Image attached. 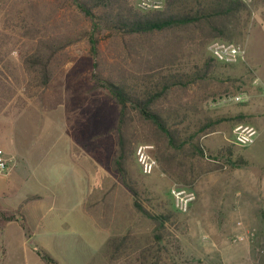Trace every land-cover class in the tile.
I'll use <instances>...</instances> for the list:
<instances>
[{
	"label": "rangeland",
	"instance_id": "374dc122",
	"mask_svg": "<svg viewBox=\"0 0 264 264\" xmlns=\"http://www.w3.org/2000/svg\"><path fill=\"white\" fill-rule=\"evenodd\" d=\"M156 1L161 5L162 0ZM247 5L249 27L239 43L246 59L221 68L220 73L224 86L230 92H245L248 102L211 109L204 106L193 120L221 119L215 129L226 134H220L228 140L226 147L233 145L231 127L235 124L228 117L240 109L250 110L252 122H245L256 129L255 142L242 148L231 146L232 161L242 152L264 163V130L253 124L255 117L264 120V0H251ZM17 37L5 26L0 9L3 63L10 71L6 81L15 89V95L0 104V148L12 154L17 164L11 173L9 167L0 173V213L18 219L4 223L0 218V264H45L37 251L46 253L55 264H104L105 241L124 235L134 246L150 247L158 264H264V244L252 243V233L216 223L221 210L208 199L204 178L200 176L188 187L171 180L159 170L154 146L149 144L156 161L152 173L143 175L137 162L130 168L139 203L150 214L169 215L163 239L154 241V224L134 208L131 191L111 169L117 107L103 92L89 91L93 60L86 43L72 46L71 59L49 87L31 97L35 90L26 89ZM224 165L218 177L228 176L234 168ZM14 172L21 174L19 182L13 180ZM174 184L194 192L195 199L185 213L173 206L169 190Z\"/></svg>",
	"mask_w": 264,
	"mask_h": 264
},
{
	"label": "trees",
	"instance_id": "16d2710c",
	"mask_svg": "<svg viewBox=\"0 0 264 264\" xmlns=\"http://www.w3.org/2000/svg\"><path fill=\"white\" fill-rule=\"evenodd\" d=\"M0 9L5 26L21 43L18 57L26 74V89L35 90L31 97L49 87L71 59L72 46L86 43L93 60L89 91L103 92L117 107L111 169L131 191L134 208L154 224V241L163 239L169 215L150 214L137 199L130 166L136 163L138 144H152L159 170L186 187L224 164L233 167L242 162L241 158L232 161L231 146L235 145L212 155L201 143L221 119L199 122L193 117L208 100L239 93L224 86L220 70L230 64L216 61L208 46L213 41H244L251 15L247 4L240 0H162L160 7L142 11L132 0H0ZM4 54L0 38V104L15 95L6 81L10 71L3 63ZM247 118L239 113L228 119L238 125L247 124L243 123ZM0 218L11 221L15 216L1 212ZM101 254L104 264L121 260L158 264L150 247L134 246L128 235L108 238ZM37 255L45 264H55L46 253L37 251Z\"/></svg>",
	"mask_w": 264,
	"mask_h": 264
},
{
	"label": "crops",
	"instance_id": "0c3cea01",
	"mask_svg": "<svg viewBox=\"0 0 264 264\" xmlns=\"http://www.w3.org/2000/svg\"><path fill=\"white\" fill-rule=\"evenodd\" d=\"M262 84H264V78H262ZM261 86L264 87V85ZM235 112L238 113H232L234 114L233 116L242 113L248 116L247 119L252 122L250 110L240 109ZM255 120L253 121L255 127L259 126L261 130H264V120L258 119L257 117H255ZM235 125L231 127L232 131ZM220 134L226 135L220 128H217L213 133L202 138L201 143L207 153L214 155V153L216 154L224 149L228 140L225 136L221 139ZM0 149L2 150L3 158L8 162L11 173L17 165H14L15 158L7 150ZM237 158H241L242 162L236 164L233 169H230L228 176L224 172L223 177H218L217 171L220 170L210 171L201 176L202 180L203 178L205 180L206 194H208L207 197L209 200L215 201L213 203L214 207H219L221 210V214L218 220H216L217 224L222 226L230 225V230L232 231H247L252 233V243L256 245H258V242L264 244V163L252 161L253 158L251 156H245L242 152ZM225 169L226 167L223 166V170ZM12 178L16 180L15 182H19L18 180L21 179V174L19 175L14 172ZM31 198H34V196H31ZM228 199H231L230 202L226 201ZM1 212L4 213V211ZM17 220L15 216V219L11 221L18 222ZM22 220H24L23 216ZM1 221L4 223L10 222L2 219ZM255 260L256 262L258 261V259Z\"/></svg>",
	"mask_w": 264,
	"mask_h": 264
},
{
	"label": "built area",
	"instance_id": "2783aa9c",
	"mask_svg": "<svg viewBox=\"0 0 264 264\" xmlns=\"http://www.w3.org/2000/svg\"><path fill=\"white\" fill-rule=\"evenodd\" d=\"M245 4L251 2V0H240ZM137 9L145 11L152 8L160 7V2L156 0H134ZM209 52L212 57L221 63L233 64L237 62H244L246 59V51L244 46L239 43H226L222 41H213L208 46ZM264 93V88H262ZM248 102V96L245 92L230 93L223 95L214 100H208L204 103L205 108H217L226 104H243ZM232 144L236 147L242 148L250 146L255 141L256 129L249 124H238L233 128ZM153 149L152 145L141 144L135 148V158L139 165L140 171L143 175H149L156 167L155 159L150 155V151ZM8 167V162L3 158L2 150L0 149V173L5 171ZM172 198L174 208L185 213L190 204L194 201V192L186 187L179 185H172L169 190Z\"/></svg>",
	"mask_w": 264,
	"mask_h": 264
}]
</instances>
